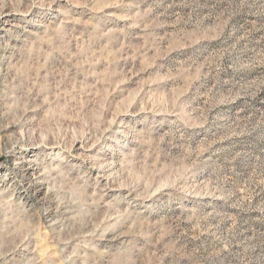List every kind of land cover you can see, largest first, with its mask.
I'll return each mask as SVG.
<instances>
[{
    "label": "rangeland",
    "instance_id": "rangeland-1",
    "mask_svg": "<svg viewBox=\"0 0 264 264\" xmlns=\"http://www.w3.org/2000/svg\"><path fill=\"white\" fill-rule=\"evenodd\" d=\"M0 264H264V0H0Z\"/></svg>",
    "mask_w": 264,
    "mask_h": 264
},
{
    "label": "bare ground",
    "instance_id": "bare-ground-1",
    "mask_svg": "<svg viewBox=\"0 0 264 264\" xmlns=\"http://www.w3.org/2000/svg\"><path fill=\"white\" fill-rule=\"evenodd\" d=\"M12 148V147H11ZM10 158H14V155L9 154ZM24 165H12V172L14 175H20L21 171H26L28 174L33 170L32 162L25 158L22 162Z\"/></svg>",
    "mask_w": 264,
    "mask_h": 264
}]
</instances>
